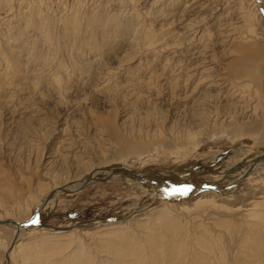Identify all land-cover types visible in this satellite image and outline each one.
<instances>
[{"label": "rangeland", "instance_id": "rangeland-1", "mask_svg": "<svg viewBox=\"0 0 264 264\" xmlns=\"http://www.w3.org/2000/svg\"><path fill=\"white\" fill-rule=\"evenodd\" d=\"M257 1L0 0V221L8 216L23 223L32 219L47 192L96 168L120 165L150 176L163 172L167 180L185 184L215 186L225 180L232 151L263 152V129L257 136L247 133L252 124L264 121V71L259 68L264 60V12L255 6ZM247 12L257 16V22L252 16V28L258 38L245 22ZM244 100L261 107L259 111L253 105L256 122L249 121L247 106L252 109V104L246 106ZM204 107H211L213 116L222 112L216 115L219 122L226 119L186 139ZM131 145L136 150L128 154ZM62 158L69 159L66 169ZM113 179L61 192L37 223L73 233L57 238L48 231L37 235L22 228L24 245L16 247L11 260L16 231H21L0 224V264H39L38 258L21 256L38 245L46 248L38 251L57 260L62 247L68 257L81 243L101 264L115 255L112 241L118 236H132L140 244L142 264H150L160 252L168 254L175 243L177 264H217L219 248H212L213 241H220L221 251L228 246L227 257L235 259L247 234L264 237V229L260 233L245 223L249 217L240 208L246 198L253 200L252 193L264 190V180H242L227 195H222L226 190L217 191L215 197L222 202L201 203L200 208L187 203L172 235L159 230L163 211L170 208L164 197L148 195L123 176ZM228 185L220 183V188ZM118 225L124 228L117 231ZM150 230L155 234L147 242ZM160 237L168 241L157 246ZM263 251L246 252L248 260L240 263L264 264Z\"/></svg>", "mask_w": 264, "mask_h": 264}, {"label": "bare ground", "instance_id": "bare-ground-1", "mask_svg": "<svg viewBox=\"0 0 264 264\" xmlns=\"http://www.w3.org/2000/svg\"><path fill=\"white\" fill-rule=\"evenodd\" d=\"M259 1V2H258ZM258 4L255 5V6H260L261 9H262V13L264 12V0H258ZM259 8V7H258ZM260 9V8H259ZM251 10V9H250ZM257 10V9H256ZM36 11V10H35ZM258 12V11H256ZM256 14V13H255ZM254 16V12L253 13H248L247 12V16H245V22L247 25H249V28L250 31L252 32L251 33V36L252 37H255L257 35V33L255 32V30L252 28L253 25V19L257 18V16L254 18L252 17ZM110 20V19H109ZM258 21V19L256 20V22ZM254 21V24L256 23ZM254 30V31H253ZM249 33V30L248 32ZM255 38H258V37H255ZM260 69H263L262 71H264V60L262 59V62L260 64ZM259 70V69H258ZM261 71V70H260ZM259 71V72H260ZM261 73V72H260ZM263 75V74H262ZM260 76V75H259ZM257 77V75H256ZM255 77V78H256ZM264 77V76H263ZM258 78V77H257ZM256 78V80H257ZM260 78V77H259ZM261 81V79H259ZM263 81V80H262ZM260 83V82H259ZM221 85H219L220 87ZM224 86V85H222ZM233 86V85H231ZM243 86V85H242ZM257 85H255L256 87ZM263 86V85H262ZM212 87V86H211ZM218 87V86H217ZM226 87V85L224 86ZM230 87V86H229ZM236 87V85L234 86ZM238 87V85H237ZM236 87V88H237ZM220 88H223V87H220ZM227 88V87H226ZM233 88V87H232ZM236 88H235V91H236ZM240 88V87H239ZM242 88V87H241ZM253 89V85L251 87L250 85V89ZM263 88V87H262ZM212 89V88H211ZM248 88H245V90L247 91ZM249 89V90H250ZM251 89V90H252ZM219 90V88H218ZM225 90V89H224ZM230 94H231V91H230V88H228ZM232 90V89H231ZM237 90L239 91V89L237 88ZM241 90V89H240ZM256 90V89H255ZM259 90V89H258ZM221 92H223L224 94V91L220 90ZM210 92V91H209ZM212 92V91H211ZM210 92V93H211ZM219 92V91H218ZM255 92V91H254ZM264 92V91H262ZM261 92V93H262ZM217 93V92H215ZM226 93V92H225ZM233 93L234 92V88H233ZM237 93V91H236ZM241 92H238V96H240ZM244 93V92H243ZM219 94V93H217ZM217 94H216V97H217ZM227 94V93H226ZM246 94V92H245ZM243 94V96L245 95ZM249 93H247L248 95ZM209 95V94H208ZM215 95V94H214ZM222 95V94H221ZM235 94V97L237 96ZM261 95V94H260ZM220 96V95H219ZM218 96V97H219ZM224 96V95H223ZM246 96V95H245ZM250 96V99L252 100V96L251 94L249 95ZM248 96V97H249ZM264 94L262 93V96L263 97ZM212 97V96H210ZM215 99L217 100L218 98ZM231 97H234V94L233 96L231 95ZM234 97V98H235ZM221 98V97H220ZM219 98V99H220ZM240 99H242L241 97H239ZM237 100V101H241V100ZM244 99V98H243ZM246 99V98H245ZM257 99V98H256ZM206 100V99H205ZM208 100V99H207ZM212 100V99H211ZM214 100V101H216ZM222 100V99H220ZM236 100V99H235ZM248 100V99H247ZM261 100V99H260ZM262 100H264V97L262 98ZM219 100H217L218 102ZM243 101V100H242ZM245 101L244 100V105H248L249 103L251 102H247V104H245ZM210 102V101H209ZM213 102V101H212ZM254 102V101H253ZM261 102V101H259ZM258 104H261L259 103ZM264 102V101H263ZM234 103V102H233ZM238 103V102H237ZM256 103V102H255ZM210 104V103H209ZM239 104V105H238ZM238 107H240V103H238ZM242 104V103H241ZM252 104V109H251V105L247 106L246 108L248 109V111L246 112V115L251 119H249V121H253V122H256L254 121L253 119H257L258 120V113L256 114L255 113V107H257V109L260 111L259 108H261L260 106H257L255 105L254 103H251ZM257 104V103H256ZM214 105V104H213ZM220 105V104H219ZM230 105V104H229ZM253 105L255 107H253ZM210 106V105H209ZM206 107V106H205ZM204 107V108H205ZM208 107V106H207ZM223 107V106H222ZM226 107V106H225ZM244 107L243 105H241V108ZM259 107V108H258ZM202 109L199 113H198V117L200 120L197 119V121H199L197 123L196 126H194L193 128L189 129L188 130V133L187 135L185 136L186 139H190L193 138V137H196L197 135H200L202 134L203 132H206L207 130H211V128H214L212 126H214L212 124V122H216L219 118V116H216V115H220V114H217L215 113L214 117L213 114H212V111H209V109L211 107L208 108H205V109ZM216 108V107H215ZM221 108V107H220ZM240 108V109H241ZM244 107V109H246ZM249 108L251 109L249 111ZM219 109V108H218ZM237 109V107H236ZM239 109V108H238ZM239 109V110H240ZM243 109V108H242ZM213 110V109H212ZM217 110V109H216ZM215 110V111H216ZM214 111V110H213ZM214 111V112H215ZM244 111V110H243ZM259 111H256V112H259ZM264 114V111H263V108L261 110ZM211 112L212 116L211 117H214V118H211L209 117V113ZM213 112V113H214ZM218 112V111H217ZM239 112V111H238ZM241 112V111H240ZM237 113V112H236ZM235 113V114H236ZM261 113V112H260ZM259 113V114H260ZM226 114V113H225ZM234 114V115H235ZM262 114V113H261ZM231 115V114H230ZM257 115V117H256ZM221 116V115H220ZM236 116V115H235ZM231 117V116H230ZM252 117H255L252 119ZM262 117V116H261ZM217 118V119H216ZM264 118V117H263ZM226 119V118H225ZM224 119V120H225ZM262 119V118H261ZM220 120V119H219ZM219 120L217 121L218 123H221L222 122H219ZM222 120V119H221ZM231 120H232V117H231ZM230 120V121H231ZM243 121V120H242ZM263 121V119H262ZM261 121V122H262ZM216 122V123H217ZM232 122V121H231ZM237 122V121H236ZM225 123V122H224ZM250 123V122H249ZM260 123V122H257V124ZM217 125V124H215ZM219 125V124H218ZM260 125V124H258ZM256 125V123L252 124L251 128H250V132H247L248 134H252V135H259V133L261 132V129H263V136H264V121L263 123H261V127ZM26 127H29V125H27ZM216 128V127H215ZM237 130V129H236ZM238 131V130H237ZM245 135V134H243ZM247 135V134H246ZM252 137V136H251ZM263 138V141H264V137ZM222 140H225V139H222ZM262 141V140H261ZM252 142V141H251ZM264 144V143H263ZM256 147V145H255ZM253 148V147H252ZM263 148V147H262ZM126 149V148H125ZM134 149L136 150V147L134 145H131L128 149H126V153H128L127 151H131ZM258 149V148H257ZM264 149V148H263ZM262 149V150H263ZM122 150V149H121ZM122 150V151H123ZM237 151H232V156H230V161L231 163L229 164V169L227 171V174L225 175H222V180H224L223 182H220L221 184L224 183V182H228L229 185L223 189V188H220V183L218 184H214L215 186H205V185H202V184H193V185H190L189 183L188 184H185L184 180H181V179H178V180H170V179H166L165 176H164V173L162 174L161 172H157L158 174L156 176H153V175H149L148 173H140V172H137V171H130L128 169V167H122V166H116V167H112V168H104V169H100L98 170L97 168L95 169L94 173H92L91 175L84 177L83 179H78L75 177L74 180L70 181V182H66L65 184H68L66 186L62 185V186H58L56 188H54L53 190H50L49 192L46 193V198L45 200H43L42 202H40L39 204V210H38V213H36L37 215H35V217H33L32 219L28 220V221H24V224L25 226H21V225H18V223H23V221H20L19 219L17 218H14V217H9L6 218V221H0V224H4V225H13L17 230L21 231L20 233L18 231H16V236L14 238V241L13 243L15 244V246L13 245V248H12V251L10 252L9 254V257H10V260L11 258L13 257L12 255H14L15 253V250H16V247H22V244L23 241L21 240L22 238V228H29V230L31 232H34L36 233L37 235L40 233H46L47 231L49 233H52L53 234V237H57V238H60V236L62 235H70L73 233V231H66V232H61V231H56L54 229H52L51 227H42L43 225H40L39 223H37V221H39L40 218L43 217V215L46 213L49 212L50 208L56 203L57 199H58V195L61 193V192H75V191H78V190H81L83 189L86 185L90 184V183H93V182H97V180H114L113 178H117V176H123L125 181H127V183H131V184H135L137 186H140L144 189V191L149 195H153V196H161V197H164L167 201H168V207H170L169 209L166 208V210L163 211V209H160V211L164 212L165 214L163 215V217H165V219H163L159 225V230L161 232H166L168 234H172V235H175L176 232H177V229H178V226L175 225V222H176V218H179L178 216H182L181 214L179 215V212L180 210L184 211L187 213V209L188 207L187 206H184L186 205L187 203L190 204V205H196L197 207H201V203H204V205L206 204H211V203H215L214 201L218 200V202H222V201H219L220 198L218 197H215L217 194L216 192L220 190H226L227 192H223L222 195H227V194H230V193H234V191L237 189L238 185L240 184V182L242 180H248L249 182H256V181H262L264 180V151L263 152H255L253 153L252 152H245V151H240L239 149H236ZM258 150H261V149H258ZM261 150V151H262ZM216 151V150H215ZM255 151V150H254ZM257 151V150H256ZM132 153V152H131ZM220 153V152H218ZM130 154V153H128ZM230 154V153H229ZM228 155V154H227ZM67 158H70L68 157V155L66 154ZM223 156V155H222ZM226 156V154H225ZM65 157V155L63 156ZM61 158V157H60ZM228 158V157H227ZM216 159V158H215ZM62 160V166L66 169L65 167V162H67L68 160L67 159H61ZM135 162V161H134ZM219 162V161H218ZM224 162V161H223ZM219 163H222L219 162ZM213 164V163H212ZM228 167V166H227ZM207 169V168H205ZM204 169V170H205ZM203 170V169H202ZM208 171V170H207ZM211 171V170H210ZM66 172H69V170H67ZM214 172V170L212 171ZM56 174H59V173H56ZM167 174V173H166ZM165 174V175H166ZM220 174V173H219ZM221 174H223L221 172ZM260 175H262L263 177L262 178H258ZM190 176V175H189ZM188 177V176H187ZM184 178V177H183ZM182 178V179H183ZM185 179V178H184ZM208 180V179H207ZM159 181V182H158ZM247 183V182H246ZM264 183V182H263ZM253 184V183H252ZM189 185V186H187ZM264 185V184H263ZM204 186V187H203ZM201 187H203L202 189H200ZM259 187V186H258ZM260 188V187H259ZM259 190V189H258ZM144 192V193H145ZM253 195L251 196V199L249 198H246L245 200H243L242 202V206L240 207L241 209L244 208L243 210H245L247 212L246 215H248V217H253V218H256V220H250L249 218L246 220V224H252V227L251 229L255 228L256 231H260V233H263V229H264V190L260 191V192H257V193H252ZM143 195V193H142ZM211 197H215V198H211ZM221 197V196H220ZM150 198V197H149ZM152 198V197H151ZM226 199V198H224ZM223 199V200H224ZM222 200V198L220 199ZM225 201V200H224ZM146 203V202H145ZM172 203V204H170ZM232 204V203H231ZM215 205V204H214ZM223 205V204H221ZM220 205V206H221ZM167 206V205H166ZM184 206V207H183ZM208 206V205H207ZM134 207V206H133ZM132 207V208H133ZM43 208L41 211L40 209ZM228 209V208H226ZM230 209V208H229ZM237 210V208L235 209ZM239 210V209H238ZM40 211V212H39ZM168 211L169 213L171 214H168ZM174 211V212H173ZM230 211V210H229ZM157 212V210H156ZM160 212V213H161ZM227 213V212H226ZM230 213V212H228ZM227 213V214H228ZM39 214H41L39 216ZM149 214V212H148ZM156 214V213H155ZM163 214V213H162ZM48 215V214H47ZM142 215V214H141ZM146 215V214H144ZM153 215V214H152ZM157 217L158 216H161L160 215H156ZM154 216V217H156ZM2 218V217H1ZM147 218V216H146ZM151 218V217H150ZM247 218V217H246ZM8 219V220H7ZM137 219V218H136ZM156 219V218H155ZM159 219V218H158ZM245 219V218H244ZM1 220V219H0ZM119 221V220H118ZM147 221V219H146ZM244 221V220H243ZM121 222V221H120ZM149 222V221H148ZM150 223H151V220H150ZM148 223V224H150ZM244 223V222H243ZM244 223V224H245ZM121 224V223H120ZM155 224V223H154ZM177 224V223H176ZM107 225V224H106ZM143 225V223H142ZM45 226V225H44ZM47 226V225H46ZM114 226V225H113ZM157 226V224H156ZM247 226V225H246ZM112 227V226H111ZM122 225H118L116 228H117V231L119 229L122 230ZM31 228V229H30ZM115 228V229H116ZM124 228V227H123ZM148 228V226H147ZM156 228V227H155ZM114 228H112V231L115 232L116 230H113ZM148 229H151V228H148ZM250 229V228H249ZM154 230V229H153ZM116 231V232H117ZM147 231V230H146ZM157 231V230H156ZM47 232V233H48ZM122 232V231H121ZM155 232V231H154ZM153 231H149V236H148V240L147 242H151V236L153 235L154 233ZM252 232V230H251ZM64 233V234H63ZM111 233V232H110ZM165 233V234H166ZM155 234V233H154ZM158 234V233H157ZM127 235V234H126ZM129 235V234H128ZM248 235V234H247ZM245 236L244 238L241 239L240 243V248H241V251H240V255L238 257H236L235 259L234 258H228L227 255H226V252L225 250H228V246L226 247H223V251H221V247L220 246V241L219 240H215L213 241V244H212V248L213 249H216V248H219L218 250V253L216 256L219 260L216 262L217 264H243V262L245 260H243L242 263H240V260L241 259H245L247 257V254H245L246 252L249 254V252L251 251H263L264 249V237L263 235L262 236H259V237H255V238H250L249 236ZM73 236V235H72ZM129 237V236H128ZM121 237V236H118V239L120 240V242L118 243V240L117 238L115 239V242L114 240L112 241L114 246H113V250L115 255H113V257H109L107 258L105 261H100L101 264H142V260H144L145 258L142 257L143 255V251H140V244L135 241L134 237ZM162 237L160 238H157V239H160V242L158 243H155L157 246L161 245V243H166V241L168 240H165L164 242V239H161ZM209 237H207L208 239ZM51 239V238H50ZM53 239V238H52ZM147 239V238H146ZM154 239V238H153ZM42 240V239H41ZM170 240V239H169ZM174 240L173 238H171L170 241ZM51 241V240H49ZM58 241V240H57ZM142 241V240H141ZM155 241V240H154ZM43 242V241H42ZM52 242V241H51ZM55 242V241H53ZM52 242V244H53ZM140 242V241H139ZM146 242V241H145ZM146 242V243H147ZM59 243V241H58ZM61 243V242H60ZM57 245V242L55 243ZM54 244V246H55ZM112 244V245H113ZM230 244V243H229ZM60 245V244H59ZM84 244L81 243V246H78V248L74 249V251L67 257L66 253L63 254L64 252V249L62 247V250L58 251V258L57 260H53L50 258L49 254L47 252H41L42 250L46 249L45 248V245L42 246V245H38L37 248L40 249L41 251H38L37 250H31V251H28V249H36V247H29L27 250H24L23 253H21V256L22 258H32L30 256H33L34 259H39L40 260V263L39 264H97L98 262H95V259L93 257L94 254L93 252H90V251H87L85 250L86 248H84V246H82ZM111 245V246H112ZM145 244H143L142 247H144ZM146 246V245H145ZM60 247V248H61ZM178 246L175 244L171 245L170 246V251L168 254H163V253H159L158 256L155 258L152 257L151 258V261L149 262L150 264H177L174 260L175 259H179L180 258V254H179V251H178ZM145 248V247H144ZM54 249V247H53ZM112 249V248H110ZM153 249V248H152ZM143 250V249H142ZM10 251V250H9ZM22 251V250H21ZM20 251V252H21ZM70 251V250H69ZM264 252V251H263ZM8 253V251H7ZM256 253V254H257ZM39 254V256H38ZM238 254V253H237ZM255 254V253H252V255ZM255 254V255H256ZM261 253L259 252V255ZM41 255V256H40ZM148 255V254H146ZM157 255V254H156ZM185 254H183L184 256ZM207 255V254H206ZM254 255V256H255ZM258 255V254H257ZM258 255V256H259ZM264 255V254H262ZM66 256V257H65ZM198 256V255H196ZM257 256V257H258ZM40 257V258H39ZM42 257V258H41ZM151 257V256H149ZM147 257V258H149ZM192 257V256H191ZM206 256L202 257L205 259ZM208 257V256H207ZM220 257H221V260H220ZM261 257V256H260ZM15 258V257H14ZM13 258V260H14ZM61 258V259H60ZM199 258V257H198ZM201 258V259H202ZM250 258V257H249ZM9 259V258H8ZM37 259V261H38ZM59 259V260H58ZM191 259V258H190ZM194 259V257L192 258ZM204 259L200 260V261H204ZM207 259V258H206ZM210 259V258H209ZM207 259V260H209ZM262 259V258H260ZM196 260V259H195ZM246 260H248V258H246ZM36 261V260H35ZM98 261V260H97ZM211 261V260H210ZM242 261V260H241ZM185 262V261H184ZM189 262V261H188ZM193 262V261H192ZM206 262V260L204 261ZM212 262V261H211ZM248 262V261H245V263ZM250 262H251V259H250ZM33 262L31 263H26V264H32ZM37 262H34V264H36ZM210 263V262H208ZM186 264H189V263H186ZM193 264V263H192ZM207 264V263H206ZM213 264V263H211Z\"/></svg>", "mask_w": 264, "mask_h": 264}, {"label": "water", "instance_id": "water-1", "mask_svg": "<svg viewBox=\"0 0 264 264\" xmlns=\"http://www.w3.org/2000/svg\"><path fill=\"white\" fill-rule=\"evenodd\" d=\"M18 225L25 226V224H24V223H18Z\"/></svg>", "mask_w": 264, "mask_h": 264}]
</instances>
